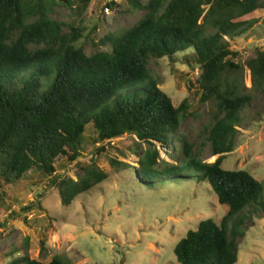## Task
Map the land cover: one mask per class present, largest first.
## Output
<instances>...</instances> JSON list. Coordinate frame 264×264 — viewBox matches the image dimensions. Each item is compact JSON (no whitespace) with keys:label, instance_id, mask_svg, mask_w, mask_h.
<instances>
[{"label":"trees","instance_id":"16d2710c","mask_svg":"<svg viewBox=\"0 0 264 264\" xmlns=\"http://www.w3.org/2000/svg\"><path fill=\"white\" fill-rule=\"evenodd\" d=\"M89 2L84 0L82 9ZM127 2L143 17L100 41L110 49L89 54L81 43L85 29L72 25L67 31L68 25L54 18L58 0H0V183H17L31 170L55 175L63 157L77 170V178L58 177L55 184L69 206L108 179L94 157L80 161L87 129H93L96 144L131 135L141 151L138 166L131 168L141 180L207 179L229 207L220 223L210 218L189 230L171 264H236L249 223L264 215V182L246 170L223 168L254 97L242 91L247 87L237 74L244 65L233 41L259 24L256 13L264 11V0ZM181 53L201 72L202 104L212 101L217 108L208 134L217 156L211 163L180 133L189 114L187 99L175 106L150 69L152 59L176 62ZM245 66L250 89L264 95V49ZM169 146L174 163L161 154ZM9 264L74 263L64 255L45 262L26 253Z\"/></svg>","mask_w":264,"mask_h":264},{"label":"rangeland","instance_id":"374dc122","mask_svg":"<svg viewBox=\"0 0 264 264\" xmlns=\"http://www.w3.org/2000/svg\"><path fill=\"white\" fill-rule=\"evenodd\" d=\"M58 1L54 18L65 22L67 31L72 25L85 29L81 43L89 54L110 49L100 41L132 26L145 14L133 11L127 0H90L85 9L84 0ZM112 1L116 5L108 10ZM256 16L261 17L259 24L233 41L240 52L238 62L244 65L237 74L247 87L242 91L254 97L243 111L237 147L223 168L246 170L264 182V95L250 89L251 72L245 66L258 49H264V11ZM150 69L175 106L185 99L190 105L180 133L203 161H216L208 134L217 108L212 101L202 104L200 100L199 68L188 64L181 53L176 62L168 57L152 59ZM94 137L93 129L88 128L80 161L86 163L94 157L108 179L69 206L63 205L55 184L58 177L77 178V170L63 157L56 161V175L31 170L17 183H0V264L26 253L45 262L64 255L74 264H171L177 262V243L189 230L210 218L220 223L227 215L229 207L219 202L207 179L141 180L131 168L138 166L141 152H136L133 136L98 144ZM102 146L104 151L97 155L95 149ZM161 154L166 161L175 162L170 146ZM112 158L123 164H112ZM236 264H264V215L249 223Z\"/></svg>","mask_w":264,"mask_h":264},{"label":"built area","instance_id":"2783aa9c","mask_svg":"<svg viewBox=\"0 0 264 264\" xmlns=\"http://www.w3.org/2000/svg\"><path fill=\"white\" fill-rule=\"evenodd\" d=\"M109 9H111V8L108 7V10H109ZM57 173H58V172H55V175H56Z\"/></svg>","mask_w":264,"mask_h":264}]
</instances>
